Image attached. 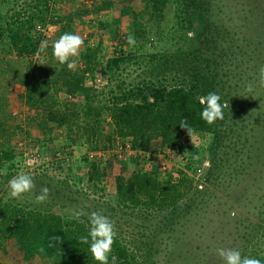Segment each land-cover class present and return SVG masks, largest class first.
<instances>
[{
	"label": "rangeland",
	"instance_id": "374dc122",
	"mask_svg": "<svg viewBox=\"0 0 264 264\" xmlns=\"http://www.w3.org/2000/svg\"><path fill=\"white\" fill-rule=\"evenodd\" d=\"M41 1L0 0V11L9 12L11 9L7 8L13 6V11H20L21 15V8ZM47 1L50 17L57 18L56 21L43 26L37 24L32 30L40 32L48 44H53L67 32L84 38L80 52L87 46L95 48L93 61L98 63L91 77L87 74L84 80L95 90H101L104 84L103 59L110 55L115 44H120L122 50L127 48L124 35L132 16L144 9L145 4L166 3L165 0ZM102 1H108L109 5L104 8ZM205 3L208 22L220 26L224 32L222 37L229 42L226 44L217 36L215 40L222 52L216 63L210 65L220 72L219 79L216 77L217 82L221 80L224 90L229 92V97L225 96L223 102L229 106L220 126L226 134L229 130V135H221L220 146L223 148L219 147L218 150L227 152V156L232 155L227 171L217 176H207L203 171L210 157L205 151L201 157L206 165L197 166L201 167L199 173L196 169H186L183 153L166 149L157 139L151 141L147 151L137 150L128 140L120 141L115 135H111L107 141L105 136H110V130L104 113L97 119L98 127L91 139L87 136L88 131L77 130L79 121L69 128L64 126L49 136L44 135L38 127L43 114L41 108L27 107L24 100L19 102L17 96L24 92L25 85L22 84L26 83L16 81L21 79L28 67L30 73L37 71L39 65L32 64H40L44 54L18 58L6 51L5 38H0V119L13 127L12 143L17 142L12 160L0 164V212L7 207L55 214H71L78 210L86 214L93 211L102 213L114 221L117 238L128 248L133 249L132 244L137 240H148L158 245L159 254H152V261L148 264H225L217 254L220 248L237 249L242 257L256 255L264 258V84L260 83V69L264 67V0H206ZM160 14L162 20L158 25L152 23L153 29H158V33L162 30L170 33L169 24L166 23L172 19V8L168 7V3ZM68 15L72 16L69 21ZM147 16L148 11L142 18L149 21ZM182 32L191 36L187 29ZM163 34L155 47L147 40L139 52L145 54L156 49L168 50L174 43H182L178 38V34H181L178 29L174 31L173 38ZM186 46H189L188 42ZM80 54L78 58H73L77 61L75 68L83 64ZM65 68L69 69L67 65ZM133 68L129 67L119 79L137 82L143 78L144 75L139 74L142 68ZM42 79L38 77L41 83ZM29 82L32 83V80ZM249 83L253 85L251 93L246 91ZM44 85L42 83L34 89L46 91ZM3 91H7L4 106L1 101ZM46 92L48 94L51 90ZM53 92L57 102L50 107V112L67 106L70 108V102L80 100L79 93L69 95L58 89ZM64 96L71 98L65 100ZM80 130L83 135H77V139L75 132L77 134ZM179 137L192 146H205L210 140L207 134ZM121 142L125 144L120 146ZM221 154L224 153H218L219 156ZM83 158H86L85 161ZM82 161L85 164L89 161L98 163L101 174L95 177V186L86 180L89 166ZM21 172L32 177L35 188L22 199H15L10 196L8 183ZM135 172L154 173L160 181L167 175L173 180L186 176L190 180V187L178 199V204H189L188 213L169 225L157 223L162 227L160 231H157L155 219H145L143 225H139L136 216L122 214L121 208L114 202L115 180L118 177L128 179ZM43 188L49 189V198L45 203H36V196ZM111 209L115 210V215L110 214ZM85 224L89 227L88 222ZM22 230V224L17 230L12 225L7 229L0 227V258L6 264L63 263L56 255L42 257V253L36 254L33 248L24 251ZM133 250L138 257V250ZM91 262L98 264L94 258Z\"/></svg>",
	"mask_w": 264,
	"mask_h": 264
},
{
	"label": "trees",
	"instance_id": "16d2710c",
	"mask_svg": "<svg viewBox=\"0 0 264 264\" xmlns=\"http://www.w3.org/2000/svg\"><path fill=\"white\" fill-rule=\"evenodd\" d=\"M165 1V4L168 3V7L172 8V19L166 23L169 24L170 33L164 30L158 33V29H153L152 26V23L158 25L157 23L161 22L160 12L165 4H145L144 9L132 16L125 29V41L128 42V36L132 35L135 37V44H126L127 48L124 50L120 44H115L110 55L103 59L104 84L101 90H95L84 82L87 74L91 77L95 71V64L98 63L93 61L95 48L87 46L80 52L83 64L71 71L65 68L66 64L59 63L53 55V44H48L41 59L43 65L33 63L32 66L39 65L37 71L30 73L28 67L20 76L21 79L16 80L20 84L24 81L26 83L22 84L25 85L23 95L19 94L17 97L19 102L24 100L27 107L41 108L43 114L40 116L38 127L44 135L49 136L55 131H60L64 126L69 128L79 121L77 130L81 128L84 132L88 131L87 136L91 139L98 127L97 119L104 113L109 121L110 130V136H105V140L109 141L111 135H115L120 141L128 140L137 150L147 151L151 141L157 139L166 149H173L174 153L182 152L185 156L186 169L192 171L201 165L203 161L201 156L205 151L209 154L210 161L208 163L206 159L207 166L204 167L203 172L207 176H217L227 171L229 157L232 156H227V152L218 151L219 147L223 148L220 146L221 135L228 136L229 130L226 134L225 129L220 127L222 121H217L213 125L204 122L200 116L203 106L196 97L215 92L221 96L220 102L223 104L224 97L228 96L229 92L224 90L221 80L217 82L220 72L215 66L210 65L216 63L217 57L221 56L222 52V48L215 40L217 36H220L221 41L224 40L226 44L229 42L222 37L224 32L220 26L208 22L206 0ZM101 4L105 8L109 2L102 1ZM7 9L11 10L0 11V38H5L6 51L12 52L18 58L26 59L34 56L44 37L40 32L32 29L37 24L43 26L57 19L50 17L48 1L42 0L40 3L33 2L24 6L21 8L23 12L21 15H19L20 11H13V6ZM147 11L149 21L142 18ZM70 18L72 16L68 15L67 21ZM177 29L181 31V34H178L179 41L182 42L180 45L172 43L171 49L169 47L168 50L156 49L145 54L139 52L145 47L147 40L155 47L164 35L163 32L173 38L175 35L173 33ZM186 29L191 32V36H186L182 32ZM187 42L189 46H186ZM131 66L141 67L139 74L144 75L143 78L137 82H124L123 79H119V76ZM39 76L43 78L41 81L45 84L46 91L51 90L48 94L46 91L34 89L42 84L38 80ZM27 79L32 80V83ZM48 83L51 85H47ZM57 89L69 95L79 93L80 100L70 102V108L67 106L50 112V107L57 102L53 92ZM34 93L37 96H33ZM6 94L7 91H3L1 95L2 106L5 105ZM69 98L71 96H64L65 100ZM223 112L225 118L226 108ZM184 119L193 130L192 134L210 136L205 146H192L180 139V135L188 136L187 130L179 126ZM13 132V127L6 125L0 119V164L8 163L14 157L17 142L12 143ZM77 135L81 137L82 131H77V134L75 132L78 139ZM121 143L120 146L125 144V142ZM219 152L224 154L219 156ZM194 154H198L200 159H193ZM83 159L85 161L86 158ZM84 161H82L84 165L89 166L86 180L93 184L97 174H101L98 163L89 161L85 164ZM155 176L156 174L151 172H135L128 179L116 178L114 202L118 208H121L122 214L136 216L140 221L139 225H143L145 219L149 221L155 219L157 231H160L162 227L158 224H172L188 213L190 205L186 203L179 205L178 199L187 193L190 180L186 176L173 180L167 175L160 181ZM99 190L101 191L100 188ZM114 212L115 210L111 209L110 214L115 215ZM74 213L55 214L4 207L0 212V227L7 229L12 225L13 229L17 230L22 224L21 237L24 238V251L33 248L38 254L41 252L39 249L43 248L42 257L56 255L60 263L63 262L62 264H92L93 257L89 245L80 243L79 239L88 235V227L85 223L89 218L81 217L84 223H80L75 219ZM54 237H59V241ZM132 245L133 249L138 250V257L135 256L133 249L128 248L119 238L116 239L112 255L117 257V264H148L152 261V254H159L158 245L154 242L137 240V243L133 242ZM251 258L260 259L261 264H264L263 257L254 255Z\"/></svg>",
	"mask_w": 264,
	"mask_h": 264
},
{
	"label": "clouds",
	"instance_id": "9594fccd",
	"mask_svg": "<svg viewBox=\"0 0 264 264\" xmlns=\"http://www.w3.org/2000/svg\"><path fill=\"white\" fill-rule=\"evenodd\" d=\"M128 43L135 44V37L128 36ZM84 46V38L78 34L64 33L56 41L53 42V55L61 64H66L71 70L76 67V59L78 58L81 48ZM48 47V41L45 39L40 42L36 55L39 57L41 53L45 52ZM39 65H43V60ZM260 83L264 84V67L260 69ZM246 91L251 93L253 85L249 83L246 86ZM202 110L200 113L201 119L208 125H213L217 121L224 119V108L228 107V103L222 104L221 96L215 92H210L207 95H198L196 97ZM182 129L187 130L188 135L191 137L192 129L188 125L186 119L182 120L179 124ZM193 159L199 160L198 154L193 155ZM8 187L10 189V196L15 199H22L27 193H31L35 188L32 177L26 173H19L9 180ZM49 198V189L43 188L39 195L36 196V203H45ZM88 215V235L81 236L80 243L88 244L92 257L98 264H117V257L112 255L113 244L117 239V230L114 221L110 220L107 216L99 212H91L86 214L83 210L75 211L74 217L80 223H84L81 217ZM59 241V237H54ZM41 248L39 251H43ZM217 254L222 258L225 264H261L260 259L251 257H242L237 249L220 248L217 249ZM111 256V261L109 257Z\"/></svg>",
	"mask_w": 264,
	"mask_h": 264
},
{
	"label": "built area",
	"instance_id": "2783aa9c",
	"mask_svg": "<svg viewBox=\"0 0 264 264\" xmlns=\"http://www.w3.org/2000/svg\"><path fill=\"white\" fill-rule=\"evenodd\" d=\"M205 165H206V164H205L204 162L201 164L202 167L205 166ZM195 171H196L197 173H199V172L201 171V167H200V168L197 167Z\"/></svg>",
	"mask_w": 264,
	"mask_h": 264
},
{
	"label": "crops",
	"instance_id": "0c3cea01",
	"mask_svg": "<svg viewBox=\"0 0 264 264\" xmlns=\"http://www.w3.org/2000/svg\"><path fill=\"white\" fill-rule=\"evenodd\" d=\"M0 263H1V264H6V263L4 262V260H2L1 258H0Z\"/></svg>",
	"mask_w": 264,
	"mask_h": 264
}]
</instances>
